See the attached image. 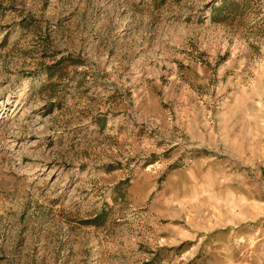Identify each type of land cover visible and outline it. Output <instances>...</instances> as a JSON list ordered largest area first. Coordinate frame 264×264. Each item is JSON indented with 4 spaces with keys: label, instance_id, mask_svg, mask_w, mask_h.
Masks as SVG:
<instances>
[{
    "label": "rangeland",
    "instance_id": "obj_1",
    "mask_svg": "<svg viewBox=\"0 0 264 264\" xmlns=\"http://www.w3.org/2000/svg\"><path fill=\"white\" fill-rule=\"evenodd\" d=\"M0 264H264V0H0Z\"/></svg>",
    "mask_w": 264,
    "mask_h": 264
}]
</instances>
